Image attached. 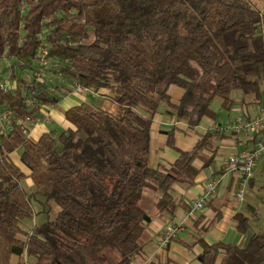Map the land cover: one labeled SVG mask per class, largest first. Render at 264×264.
Masks as SVG:
<instances>
[{"label": "trees", "instance_id": "trees-1", "mask_svg": "<svg viewBox=\"0 0 264 264\" xmlns=\"http://www.w3.org/2000/svg\"><path fill=\"white\" fill-rule=\"evenodd\" d=\"M263 7L264 0H0V119L9 127L0 129V264L12 256L20 264L140 259L146 225L171 213L174 187L190 188L199 173L194 163L211 165L224 137L210 130L174 163L154 168L153 118L163 106L193 130L203 118L215 119L214 100L229 110L233 90L260 99ZM41 60L54 82L37 80ZM76 87L109 90L115 113L86 103L71 107L64 116L73 129L31 142L27 124ZM170 87L183 92L176 105ZM16 150L29 175L10 159ZM27 178L33 193L21 185ZM37 197L47 215L25 232L22 222L33 218ZM49 203L55 215H48ZM234 219L246 233L248 218ZM198 243L200 264L218 257L219 264L264 263V231L243 248Z\"/></svg>", "mask_w": 264, "mask_h": 264}, {"label": "crops", "instance_id": "crops-1", "mask_svg": "<svg viewBox=\"0 0 264 264\" xmlns=\"http://www.w3.org/2000/svg\"><path fill=\"white\" fill-rule=\"evenodd\" d=\"M259 88L260 99L258 101L252 102L248 96L238 101L240 105V113L238 115L251 119L260 108L264 107V81L263 83L259 82ZM182 93L179 88L170 87L168 90L170 102L174 105L178 104ZM97 95L104 97L107 101H110L109 97L112 96L109 90H100L97 94L72 91L62 97L55 107L42 108L40 116L48 115L49 119H41L36 123L27 124L28 139L36 143L43 134L54 133L58 136L62 132L73 129V126L65 119V111L71 107L86 103L89 97L93 101ZM106 103V101L103 102V105L105 106ZM235 104L233 101V105ZM232 120H228L227 123ZM213 124L222 125L215 119L203 118L198 127L190 130L186 123L168 115L163 108L154 116L150 130V165L155 168L159 164L170 165L174 163L179 156V152L191 151L200 137L211 130ZM0 129H9L8 123L1 119ZM167 132H170L172 145L168 144L169 137ZM253 146V139L224 134V137L218 143V150L211 165L203 168V164L200 161H196L194 164L199 169V173L195 178L194 184L188 189L178 186L174 187L171 213L163 214L161 218H156L146 225L141 236L143 255L140 259L134 261L133 264H200L197 260V257L202 252V246L198 243L200 239L208 245L224 243L236 245L240 248L245 247L251 236L257 233L252 232L249 219V228L246 233L242 234L236 230L235 216L238 214H242L247 218L248 216L245 215L243 199L242 201L233 199L240 180L233 175L225 174V171L227 160L231 156L243 150L251 149ZM10 159L24 174L29 175V171L20 162V151L12 152ZM258 174L264 176L262 175L264 174V157L258 160L253 176L245 183L244 190L248 187H253ZM217 177H221V182L216 194L208 200L202 210L194 213L193 218H186V214L190 210V203L200 196L212 179ZM260 179L263 180V178ZM246 209L260 212L261 209L264 210V206H255L254 202L248 201ZM256 214L257 212H255ZM179 222L184 224L183 230L166 247L159 248L158 243L162 238L164 227L168 224ZM207 224H211L209 230L202 232V227ZM219 261L220 257H218L216 264H219ZM28 262V259L25 258L24 264H28ZM10 264H20L19 258L12 256Z\"/></svg>", "mask_w": 264, "mask_h": 264}, {"label": "built area", "instance_id": "built-area-1", "mask_svg": "<svg viewBox=\"0 0 264 264\" xmlns=\"http://www.w3.org/2000/svg\"><path fill=\"white\" fill-rule=\"evenodd\" d=\"M1 87L4 88L6 85H1ZM75 91L92 94L91 91L83 87H76ZM41 119L48 120L49 116L42 115V117L40 116L34 123ZM211 131L254 140L253 148L243 150L231 156L226 164L225 174L233 175L240 180L238 189L233 195V199L235 201H242L245 183L253 176L258 160L264 157V107L260 108L257 114L251 119H246L238 115L226 125L213 124ZM220 182L221 177H217L206 185L200 196L190 203V210L186 214V218H193L195 212L204 208L208 200L216 194ZM183 228L184 224L182 222L166 225L163 230L162 238L158 243V247H166L177 237L178 233L183 230Z\"/></svg>", "mask_w": 264, "mask_h": 264}, {"label": "rangeland", "instance_id": "rangeland-1", "mask_svg": "<svg viewBox=\"0 0 264 264\" xmlns=\"http://www.w3.org/2000/svg\"><path fill=\"white\" fill-rule=\"evenodd\" d=\"M263 13H264V7H263ZM41 63L43 64V66L41 67L40 73H36L38 74L36 77L37 80H39L40 82L42 81V76H47L48 80L53 81L54 74L50 71L49 65L45 63V60H41ZM257 79L259 80L260 83L261 82L263 83L264 79L261 76V70H258ZM244 97L245 95L240 90H233L230 94V99L234 101L236 104L233 105L229 110L223 109L218 99L214 100L211 104V109L215 113V116H216L215 120L217 122L222 123V125H226L228 120H232L236 115L240 113V105L238 101H241V99H243ZM105 101L107 103L104 106L103 102ZM86 103L96 108L106 109L107 111L112 112V113H115L116 111V105H114L110 101H107L104 97L100 95H97L95 99H93V101L91 97H89ZM163 108H164L163 106H160L158 110L161 111ZM56 149L57 150L61 149V144L59 141H57L56 143ZM260 178H263V180ZM21 185L28 193L34 192V185L30 178L24 179L21 182ZM37 198H39L40 200H35V199L31 200V205H32V209L34 212L33 218L25 219L22 222V229L25 232L30 231L35 225H40L44 221L47 215L42 212L44 210V207H43L44 205L41 203V200H42L41 197H37ZM248 201L251 203L254 202L255 206L256 205L259 207L264 206V176H260V174H258L253 187L252 188L248 187L247 189L243 191V202H244L243 205L245 206L244 208L245 213H246L245 215L248 216L251 230L253 233H257V234L261 233L264 230V210L261 209L260 212L255 211V210L254 211L247 210L246 208L248 206ZM49 206L51 207L49 209V212H48V207L46 206L48 215L49 216L55 215V213L57 212V207L50 203H49ZM255 212H257L256 215H255ZM28 261H29L28 264L33 263L32 258H28Z\"/></svg>", "mask_w": 264, "mask_h": 264}, {"label": "water", "instance_id": "water-1", "mask_svg": "<svg viewBox=\"0 0 264 264\" xmlns=\"http://www.w3.org/2000/svg\"><path fill=\"white\" fill-rule=\"evenodd\" d=\"M264 264V263H263Z\"/></svg>", "mask_w": 264, "mask_h": 264}]
</instances>
